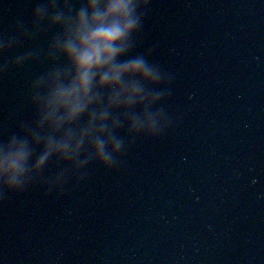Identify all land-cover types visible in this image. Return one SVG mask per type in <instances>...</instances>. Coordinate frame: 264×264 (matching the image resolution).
<instances>
[{"label":"clouds","instance_id":"9594fccd","mask_svg":"<svg viewBox=\"0 0 264 264\" xmlns=\"http://www.w3.org/2000/svg\"><path fill=\"white\" fill-rule=\"evenodd\" d=\"M148 0H36L30 30L43 34L47 65L28 90L32 118L0 140V190L19 193L50 162V185L96 163L113 169L127 138H159L170 122L161 111L163 73L151 50L137 51ZM0 49L8 52L7 39ZM25 51L11 63L27 65ZM7 67V65L5 66Z\"/></svg>","mask_w":264,"mask_h":264}]
</instances>
